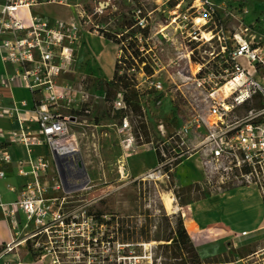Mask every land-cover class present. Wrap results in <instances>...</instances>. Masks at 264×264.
<instances>
[{
	"label": "built area",
	"instance_id": "2783aa9c",
	"mask_svg": "<svg viewBox=\"0 0 264 264\" xmlns=\"http://www.w3.org/2000/svg\"><path fill=\"white\" fill-rule=\"evenodd\" d=\"M130 1L133 4L130 15L135 25L114 35L111 40H118L115 67L136 63L124 52L131 39L128 34L131 30L138 28L139 33L144 31L150 35L156 29L150 24L154 11L148 10L147 0ZM174 1L168 23L155 30L154 35L163 34L167 25L172 26L176 56L168 66L174 69L177 80L192 89L188 97L189 114L192 127L208 132L203 148L208 157V169L221 179L236 180L237 186L252 184L263 196L264 44L255 42V36L243 28L241 16H238L240 26L234 31L224 26L230 9L237 14L241 11L248 14L242 0H222L220 4L211 0ZM44 5L75 8L80 23H87L81 0H3L0 3V59L4 64L16 66L17 70L13 77L0 75V85L17 87L22 83L33 93L43 94V100L33 108V114L40 142L51 147L67 136L68 126L58 114L57 106L61 98L71 110L73 90L59 88L56 81L61 74L73 72L75 45L80 39L73 21H50L32 13L33 7ZM183 5L186 12L182 11ZM94 29L91 34L102 38L107 34L98 26ZM127 35V40L120 39ZM140 37L143 39L142 34ZM214 40L219 44V52L205 50V46L212 48ZM152 48L139 51L148 54L153 66L160 68L161 60ZM219 57L222 61L216 60ZM145 66L141 61V67ZM139 69L138 76L147 82V89L161 90L160 83L154 80L159 70L156 72L151 68L152 73L147 76L142 68ZM224 86H228L225 94L221 93ZM114 106L126 110L123 97L119 96ZM240 111L244 115L229 122V118ZM118 133L123 151L137 152L140 146L127 117L119 122ZM14 138L25 145L32 142L23 136L15 135ZM189 150L186 149V154ZM10 162V155L0 151V164ZM49 168L50 162L43 157L19 161L16 171L22 185L18 189L8 187L9 191L18 192V198L5 204L0 195V212L11 237L10 241L0 242V264H27V260L32 264H63L62 257L67 252L59 244L63 245L70 238L79 214L77 211L66 212L65 207L54 206L51 200L44 198L47 189L43 181ZM3 177V171H0V179ZM81 217L86 225L93 222L83 213ZM87 240L92 247L99 243L94 236H88ZM232 264H264V244Z\"/></svg>",
	"mask_w": 264,
	"mask_h": 264
},
{
	"label": "rangeland",
	"instance_id": "374dc122",
	"mask_svg": "<svg viewBox=\"0 0 264 264\" xmlns=\"http://www.w3.org/2000/svg\"><path fill=\"white\" fill-rule=\"evenodd\" d=\"M221 1L211 0L214 4H220ZM147 2L148 10L154 11L150 22L151 27L156 29L152 30L150 35L144 31L139 33L138 28L131 30L128 34L131 35L132 40L130 39L124 52L130 61H135L137 64L114 68L112 64H109L108 59L117 50L118 40L112 41L115 45L113 50L112 44L100 39L99 35L94 38L86 36L85 47L81 49L87 53L90 51L91 59H88L87 54L84 55L78 48L82 34L92 33L96 26L107 33L103 38L109 41L114 35L133 27L135 20L130 15L133 7L130 0H81L88 17L84 19L86 24L83 21L82 24L80 23L75 8L44 5L34 9L35 12L48 17L50 21H73L80 39L75 45L78 52L76 51L73 72L61 74L56 81L59 88L66 87L68 90H73L71 110L66 108V102L61 98L58 99L57 106L58 114L66 120L67 135L72 141L62 143V138L51 147L47 146L52 166L45 184L47 192L44 198L51 200L54 206L65 207L66 212L77 211L79 214L77 224L69 234L70 238L63 245L59 244L67 252L62 257L63 264H177L179 262L172 258L170 251L165 253V249L159 246L165 245L164 242H145L144 240L147 233L149 239L155 238L156 235L168 234L170 228L163 217L180 214L174 213L175 207H167L168 200L179 207V202L186 199L182 198L181 192L180 200L169 191V184L175 190L180 188L174 170L169 172L170 179L162 174L163 167L158 164L145 175L136 177L127 176L121 172H126L129 165H133L137 152L127 153L121 147L118 126L122 112L114 106V102L119 96L126 100L129 91L135 86L140 93L139 104L142 118L129 109L125 110V114L128 115V121L134 132L144 121L152 136V143L146 144L137 137V133H134L136 142L140 146L138 150L141 146H145L147 150H153L156 140L168 143L170 156L174 153L175 147L188 148L190 153L186 154L187 159L194 156V163L203 166L202 173L206 174L204 178L207 177L205 181L211 184L210 192H221L223 189L238 185L236 180L221 179L208 169V157L203 151L208 132L204 128L192 127L189 114L188 97L192 89L190 85L186 86L185 83L177 80L174 69L168 66L176 56L175 34L172 26H166L163 32L165 36L154 35L155 30L168 23L176 2L174 0H147ZM248 2L249 0H242L248 14L242 11L237 14L230 9V14L223 22L224 26L234 31L240 26L238 16H241L243 28H247L255 36V42L264 44V6L249 7ZM182 11L186 12L185 5L182 6ZM127 37L128 35L120 39L125 41ZM148 47H155L152 49L161 60L162 65H158L160 68L153 66L148 54L139 51ZM204 49L219 52L220 48L214 40L211 49L208 46ZM221 59L222 57H219L216 60ZM141 61L145 62V67H141ZM139 68H142L147 76L151 74L152 69L156 72L159 70L154 80L160 83L161 90L147 89V82L138 76ZM243 115L244 113L240 111L231 116L229 122ZM55 146L57 151L53 150ZM72 150H76V157L80 161L84 175L73 180L67 168L64 167L68 189L65 191L52 154L53 152L66 154ZM164 156L168 158L167 154ZM135 165L138 167L136 163ZM74 181H77L76 185L81 188L73 189ZM203 190L208 191L207 188ZM197 196L198 193L193 191L189 197L191 200ZM103 208L111 211L114 218L110 215L103 216L104 222L101 225L96 216ZM81 213L84 217H91L93 222L86 225L87 222L83 221ZM2 222L3 228L0 227V231L10 241L8 224L4 220ZM170 226L174 227V221L170 223ZM135 229L137 243L129 248L124 238L130 236ZM88 236L98 238L99 243L96 247L89 244ZM217 259L233 260L228 256L217 257Z\"/></svg>",
	"mask_w": 264,
	"mask_h": 264
},
{
	"label": "crops",
	"instance_id": "0c3cea01",
	"mask_svg": "<svg viewBox=\"0 0 264 264\" xmlns=\"http://www.w3.org/2000/svg\"><path fill=\"white\" fill-rule=\"evenodd\" d=\"M2 1L0 0V3ZM255 5L264 6V0H249V7ZM38 7H33L32 13L48 18L34 11ZM86 36L94 38L97 35L82 34L78 48L80 52H83L81 48L85 47ZM99 38L112 44L109 40ZM114 46L112 44L113 50H115ZM89 53L83 52L84 55L87 54L88 59H91L92 53ZM117 55L118 51L115 50L108 59L113 68L116 65ZM16 70V66L4 64L0 59V75L13 77ZM41 100H43L41 92L33 93L22 83L17 87L0 85V151L8 153L11 157L9 164H0V171L4 173V177L0 179V195L5 204L18 198V192L9 191L8 187L18 189L22 185V180L16 171V164L19 161H27L30 157L45 158L50 162V168L43 181L44 185L47 183L52 160L48 155L47 145L42 144L43 141L40 142L37 121L33 114V108ZM3 113L6 115L4 116ZM15 135L23 136L32 142L25 145L15 139ZM135 159L133 165L130 164L126 170L127 176L145 175L157 164L154 151L145 149V146H141L137 151ZM193 159L194 156L189 160L186 159L175 170V178L180 187L205 181L202 173L203 166L194 163ZM135 163L138 167H135ZM171 207H175L174 213L181 214L185 229L202 260L228 256L233 260L224 264H232L237 258L253 252L258 245L264 244V198L257 187L252 184L232 187L228 191L212 194L208 198L194 201L182 208L173 203ZM0 215V227L3 228L2 220L5 221V219L1 212ZM3 241H8V239L0 231V242ZM26 263L32 264L29 260Z\"/></svg>",
	"mask_w": 264,
	"mask_h": 264
},
{
	"label": "trees",
	"instance_id": "16d2710c",
	"mask_svg": "<svg viewBox=\"0 0 264 264\" xmlns=\"http://www.w3.org/2000/svg\"><path fill=\"white\" fill-rule=\"evenodd\" d=\"M106 37V36H104ZM152 73V71H150ZM37 93V92H35ZM139 97L140 93L137 91L136 86L133 87L130 91L129 94L125 100V105L126 109H129L132 113H135L136 115L140 116L142 118V111L140 108L139 104ZM122 112V116L120 118V121L124 118L127 117L128 115L125 114V110H120ZM119 121V122H120ZM137 133V137L143 141V143L149 144L152 143V136L149 133V129L147 125L144 123V121L141 122L139 128L134 132ZM156 145L153 149L155 156H156V161L157 164L163 167V175L165 177L167 176L169 179L171 177L170 171L173 169L174 172L176 168L182 164L183 162L186 161L187 155H186V149L184 148H179L175 147L174 153L171 155L170 149H168V143L164 141H155ZM174 149V148H173ZM165 154L168 155V158H165ZM175 174V173H174ZM168 179V180H169ZM169 191H171L175 198L180 199L179 195L182 194V198H186L182 201L179 202V207L186 206L194 201H199L205 198L210 197L212 194H216L219 192H210L209 190V185L211 187V184L209 182L204 181L202 183H195L191 184L185 187H180L178 190H175L171 184H169ZM204 188H207L208 191L204 192ZM232 189V187H229L227 189H223L221 192L228 191ZM195 191L198 193L197 198L191 199L190 200V194ZM181 192V194H179ZM105 215H110L112 218H114V214L109 211L106 208H103L99 213H97V221L102 225L104 222L102 220V217ZM163 219L168 222V228H170V231L168 234L164 236H159L156 235L155 238H148V233L146 235V238L144 239L145 242H150V241H156V242H164L165 245H159L161 248L165 249V253L167 251L171 252V256L174 259L179 260L177 264H224L227 261H220L217 258H210V259H204L202 260L194 245L192 240L190 239L184 223L183 219L180 214H174L171 217L164 216ZM174 221V227L170 226V223ZM108 224V223H106ZM136 229L134 232L124 238L126 242H128L129 248L133 247L135 243H137V238H136Z\"/></svg>",
	"mask_w": 264,
	"mask_h": 264
},
{
	"label": "bare ground",
	"instance_id": "6f19581e",
	"mask_svg": "<svg viewBox=\"0 0 264 264\" xmlns=\"http://www.w3.org/2000/svg\"><path fill=\"white\" fill-rule=\"evenodd\" d=\"M228 92V86H224L223 89H221V93L225 94ZM72 139L69 135L66 136V138H63L62 143H68L71 142ZM54 151H57L56 146L53 147ZM60 156L63 159V166L67 168L68 174L72 176V179L75 180L77 177H80L83 174V170L80 166V161L76 157V150H72L71 152H68L66 154H60ZM192 157V156H191ZM123 174L126 175V172L121 171ZM78 182H73V189L78 186L76 185ZM167 207H171V200H168ZM189 227V225H187Z\"/></svg>",
	"mask_w": 264,
	"mask_h": 264
},
{
	"label": "water",
	"instance_id": "95a60500",
	"mask_svg": "<svg viewBox=\"0 0 264 264\" xmlns=\"http://www.w3.org/2000/svg\"><path fill=\"white\" fill-rule=\"evenodd\" d=\"M52 158H53V162L55 164L56 170L58 172V175L60 177L61 183H62L65 191H67L68 189H67V182L65 180L66 177H65V171H64V166H63V159L60 156V154L56 153V152H53ZM79 188H81V187H79V185H78L74 189H79Z\"/></svg>",
	"mask_w": 264,
	"mask_h": 264
}]
</instances>
